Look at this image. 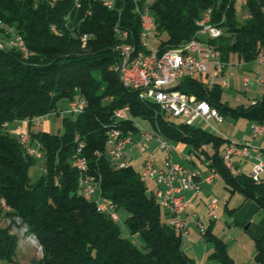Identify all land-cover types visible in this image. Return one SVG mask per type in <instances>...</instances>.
I'll return each mask as SVG.
<instances>
[{"label":"trees","instance_id":"obj_1","mask_svg":"<svg viewBox=\"0 0 264 264\" xmlns=\"http://www.w3.org/2000/svg\"><path fill=\"white\" fill-rule=\"evenodd\" d=\"M239 2L116 0L108 7L102 0H79V5L75 0H0V19L19 28L34 50L25 57L0 49V258L13 260L19 240L14 231L19 229L41 246L43 256L32 264H198L183 250L182 232L163 218L157 195L141 172L131 163L114 165L105 153L110 129L119 126L127 133L140 128L134 116L149 118L155 132L168 140L205 151L229 191L241 192L264 210V181L233 173L224 163L221 146L229 138L160 111L155 100L141 98L137 89L124 85L112 67L118 58L116 44L142 47L141 11L146 7L157 22L159 52L199 36L198 20L210 9L213 25L222 28L213 39L222 59H255L264 52V0ZM243 9L247 13L240 17ZM117 25L128 30V40H121ZM174 87L208 99L224 116L264 121V92L251 102L231 105L221 99L220 83L209 85L198 75L184 76ZM76 97L85 99L84 109L64 115L61 129L35 127V117L59 113L61 98L69 104ZM127 106V116L116 115L115 109ZM16 119H27V131L32 143H38L41 158L30 155L8 129V122ZM204 144L213 152L203 149ZM80 155L87 159L86 173L97 178L100 194L117 210L128 212L127 226L142 237V247L124 236L109 214L98 211L94 199L79 192L81 172L75 162ZM39 159L43 172L33 182L29 171ZM5 218L12 219L10 224H2ZM202 233L215 245L212 260L235 264L225 241L209 228ZM254 258L264 264L259 239Z\"/></svg>","mask_w":264,"mask_h":264},{"label":"built area","instance_id":"obj_2","mask_svg":"<svg viewBox=\"0 0 264 264\" xmlns=\"http://www.w3.org/2000/svg\"><path fill=\"white\" fill-rule=\"evenodd\" d=\"M75 1L78 4L79 0ZM115 1L111 0L104 5L113 7ZM240 1L243 4L247 2V0ZM141 15H146V22H144L146 33L140 34L142 47L135 44L130 45V48H119L118 44L115 45L118 58L114 64L118 66L123 74L124 85L137 89L141 98L142 91H149L150 98L157 101L160 111L167 112L171 116L183 119L188 123H192L198 118L204 120L214 118L217 122H222L225 116L208 99L199 98L194 93L174 87L178 81L187 75H198L209 85L218 82L222 86H226L229 83V77L226 73V66L229 61L222 59L221 50L213 40L222 34V28L213 26L211 10H206L198 20L199 29H204V36H192L180 45L173 46L169 51L159 52L158 49H155L156 57H147L146 50V47H149L148 39L159 33L155 16L147 7L141 11ZM0 26L5 29V37H0V49L12 50V44H19L23 47L25 57L27 54L34 53L19 28H10V22L2 21H0ZM52 29L57 32V28ZM115 29L121 40H128L127 29L120 28L118 25ZM85 36H88L87 32ZM255 60L264 64V52H258ZM253 80L264 82V69L258 72L256 76H243L245 84H249ZM85 103L83 97H76L69 101L67 111L78 113L84 109ZM127 110L128 106L120 107L115 109V113L118 116H127ZM263 130L264 121L251 122L253 139H256ZM107 133L106 155L114 165L118 167L128 166L130 162L126 159V155L130 145L134 143V131L128 130L127 133H124L123 129L116 126V131H108ZM155 136L159 137L158 147L165 152L164 168L157 167L154 153L147 152V145L144 143V141H150ZM140 137L139 146L141 152H143L141 175L143 178L151 179L158 185L165 187L156 193L157 199L161 205L168 207L169 223L183 234L187 231V221L184 215L188 207L183 189L198 188L195 181L196 173L189 171L184 165L173 159V146L167 138L160 136V133L144 129L140 131ZM18 139L30 155L36 158L43 156L40 147L37 148L32 143L29 131L22 130L18 133ZM82 146L83 144L80 145L79 152ZM204 147L207 148L206 145ZM222 155L225 157V164L232 166L235 173L237 170L231 160L233 155L254 157L255 162L250 176L254 180L264 181L263 151L252 142L238 143L231 140ZM75 164L81 172L79 192L86 199H94L98 211L109 214L117 221L118 210L116 205L100 194L97 178L86 173L88 168L87 159L82 155L77 156ZM207 164L208 174L205 176V180L212 182L217 175V171L215 167L210 166V162ZM177 177H180L182 181L179 186L174 185ZM95 194L97 195L95 196ZM3 204L5 203L3 202ZM218 206L219 199L217 197L212 198L208 203V215L211 219L217 218ZM198 225L200 230L204 231L205 225L202 222H198Z\"/></svg>","mask_w":264,"mask_h":264},{"label":"crops","instance_id":"obj_3","mask_svg":"<svg viewBox=\"0 0 264 264\" xmlns=\"http://www.w3.org/2000/svg\"><path fill=\"white\" fill-rule=\"evenodd\" d=\"M235 65L248 66L246 68L252 71L253 76H256L258 72L264 69V64L255 59L251 61H245L243 59L230 60L226 66V73L229 77L228 85L231 79L236 78V73L232 69ZM253 81L258 87L261 84L264 85V82ZM258 87L256 88L258 89ZM256 97L252 98L249 102L253 101ZM198 119H196L194 123H196ZM245 119L246 121L244 124L247 130L243 139L240 141L242 143L252 142V144L261 148L264 156V130L256 139H253L251 133V122L253 120L247 117H245ZM221 135L230 139L225 133H221ZM154 139H156L155 142ZM133 140L134 143L130 145L126 155V159L131 164H133L134 161V149L140 148L141 137L139 132L133 133ZM230 141L231 139L222 144L221 153L227 149ZM145 142L150 143V151L154 153L157 167L164 168L165 152L158 147L159 143H156L159 142V137H154L150 141H144V143ZM170 143H173L172 146L174 145L172 151L173 159L184 165L189 171L196 173L195 181L198 185L197 189H183V194L188 201V207L184 215L187 221V231L183 233L182 236L183 250L185 253L198 264H219L210 258V254L214 251L215 245L213 242L207 240L200 230L198 222H202L206 228H209L214 234L227 243L228 251L234 259L235 264H259L254 258V252L257 239L261 240L264 245V210L258 203L252 199L246 198L241 192L237 190L230 192L227 188L225 179L219 173H217L212 182L206 181L205 176L208 174L207 163L210 162V159L207 157L205 151H195L192 144L190 146L189 143L183 141H178L177 143L175 140H171ZM204 145L207 146L206 149L213 152L211 145ZM233 156L237 172L250 174L255 162L254 157ZM141 171L142 169L140 172ZM146 182L149 188L155 193L165 188L151 179H146ZM181 184V178L177 177L174 181V185L179 186ZM214 197L219 199V206L217 208V218L211 219L208 215V203ZM161 206L165 209L164 214L166 218L164 219L169 221L170 215L168 213V207L166 205ZM21 235L22 240L20 239ZM133 235L135 239L141 238L144 245V241L139 234ZM24 236L25 233H18L19 241L17 250H20L21 255H17L18 251H15L12 261L0 258V264H32L33 259H40L43 256L41 249L40 255L27 253L28 244L27 241L23 239Z\"/></svg>","mask_w":264,"mask_h":264},{"label":"rangeland","instance_id":"obj_4","mask_svg":"<svg viewBox=\"0 0 264 264\" xmlns=\"http://www.w3.org/2000/svg\"><path fill=\"white\" fill-rule=\"evenodd\" d=\"M240 1V0H239ZM239 3H242L241 1ZM79 5V4H78ZM246 11L243 9L239 13L240 17H243L246 15ZM90 36V35H88ZM160 42V36L154 35L148 39V46L152 48V50H155L158 48ZM172 47H168L166 49H169ZM165 49V50H166ZM149 52V51H148ZM251 61V60H250ZM248 66H238L235 65L232 69L236 73V78L231 79L230 84L227 86L222 87V94H221V99L231 105H236L239 103H248L252 98L259 96L262 94L264 90V85L261 84L259 87L255 85L254 81H251L249 84H245L243 81V75H249L253 76V73L251 70L246 68ZM229 68V67H228ZM258 87V89L256 88ZM67 106H68V99L67 98H61L58 101L57 108L59 113L57 111L47 113L44 115H40L35 117V119H38V123L35 124L36 128H41V129H46V130H53L57 131L62 128V117L64 115L71 114L69 111H67ZM135 123L140 127L137 131L139 132L146 129L151 132H155L156 129L153 126L152 122L150 121L149 118H144L141 116H134ZM246 121L245 117L243 116H235L233 114H226L225 118L222 122H217L215 119L211 118L209 120H204V119H198L196 121V124L201 125L209 130H212L214 132L218 133H225V135L229 136L231 140L242 143L240 140L243 139V136L246 133V128L244 122ZM28 125H27V119H16L8 122V129L12 133V135H18L22 130H27ZM110 131V130H109ZM161 136V135H160ZM156 138V136H155ZM156 139H154V142ZM171 141V139H169ZM178 143V141H175ZM159 143V142H156ZM147 145V152L150 151V143L145 142ZM173 144V143H172ZM34 145L38 148V143L35 142ZM191 146V144L189 143ZM174 146V145H173ZM142 156L143 152H141L140 148L134 149V155H133V164L136 170L140 171L142 169ZM232 156V162L235 164ZM43 160L39 159L36 163H34L29 171L30 177L33 182H36L40 179L41 174L43 172ZM251 170V169H250ZM251 172V171H250ZM97 194H95L96 196ZM162 212H163V218L165 217V209L162 207ZM118 213V220L117 224L119 225L122 233L124 236L131 238L134 240L139 246H142V240L141 238H136L134 235L131 233L129 227L127 226L126 223V218L128 216V212L125 209H119L117 211ZM16 222H19L18 218H14ZM10 221H12L11 218H5L2 221L3 225H8L10 224ZM19 229H15V233H19ZM31 235H25L23 237L24 240L27 241L28 248H27V253H32V255L38 254L40 255V249L41 246L35 242L32 238V241L30 239ZM20 239L22 240V235L20 236ZM19 241V240H18ZM30 244V245H29ZM18 247V246H17ZM20 247V246H19ZM35 247V248H34ZM34 248V249H33ZM17 255H21L20 250H17ZM15 255V254H14Z\"/></svg>","mask_w":264,"mask_h":264},{"label":"bare ground","instance_id":"obj_5","mask_svg":"<svg viewBox=\"0 0 264 264\" xmlns=\"http://www.w3.org/2000/svg\"><path fill=\"white\" fill-rule=\"evenodd\" d=\"M102 1L104 2V4H108L111 0H102ZM78 3H79V1H78ZM77 5H78V4H77ZM0 21L4 22L2 19H0ZM144 22H146V15H141V25H142L141 33H146V25H145ZM213 26H214V25H213ZM214 27H216V26H214ZM10 28H14V27L10 26ZM53 28H54V27H53ZM198 34H200L199 36H204V29H200V30L198 31ZM196 36H198V35H196ZM0 37H5V29H4L2 26H0ZM130 45H131V44H128V43H124V42H123V43H120V44L118 45V47H119V48H130ZM12 50L19 51L20 53L23 54V47H21L19 44H12ZM169 50H170V49L165 50V51H169ZM148 51H149V52H148ZM31 54H33V53L27 54L26 57L30 56ZM147 57H156V50H152V49L147 50ZM112 67L118 72L119 77H120L121 81L123 82V74H122L121 70H120V69L118 68V66L115 65V64H114ZM142 95H143V97H145V98H150V92H149V91H142ZM155 102L157 103L156 100H155ZM180 120H183V119H180ZM120 129H122V128H120ZM110 131H116V127L110 129ZM202 148H203V149H206V147H204V146H202ZM223 160H224V163H225V157H223ZM225 165H226L227 168H229L233 173H235V169H233L232 166L227 165V164H225Z\"/></svg>","mask_w":264,"mask_h":264}]
</instances>
